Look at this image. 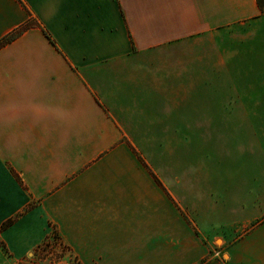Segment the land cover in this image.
I'll list each match as a JSON object with an SVG mask.
<instances>
[{
  "label": "crops",
  "instance_id": "crops-1",
  "mask_svg": "<svg viewBox=\"0 0 264 264\" xmlns=\"http://www.w3.org/2000/svg\"><path fill=\"white\" fill-rule=\"evenodd\" d=\"M24 27L0 49V264L51 225L80 264H264V106L231 104L264 81L256 0H0V40Z\"/></svg>",
  "mask_w": 264,
  "mask_h": 264
},
{
  "label": "rangeland",
  "instance_id": "rangeland-1",
  "mask_svg": "<svg viewBox=\"0 0 264 264\" xmlns=\"http://www.w3.org/2000/svg\"><path fill=\"white\" fill-rule=\"evenodd\" d=\"M30 24H33V19L30 20ZM251 68L250 66L248 67ZM259 75L264 78V65L259 68ZM248 81L242 83H234L233 86H240L242 90L248 92L246 99L239 97H233L231 104H248L249 106L261 105L264 106V81L257 82L252 78H255L252 72L248 73ZM234 88V87H233ZM244 102V103H243ZM250 142L245 140H238L232 143V153H241V149H248ZM31 208L30 205L24 209L28 211ZM50 233L46 239L35 249V251L26 258L19 261V264H80L79 258L72 251V247L64 237L61 235L56 225H51ZM206 243V242H205ZM217 251L218 246H221V242L218 241L212 245ZM0 248L6 250V247L0 242ZM216 255H219L218 251ZM207 260V259H206Z\"/></svg>",
  "mask_w": 264,
  "mask_h": 264
},
{
  "label": "trees",
  "instance_id": "trees-1",
  "mask_svg": "<svg viewBox=\"0 0 264 264\" xmlns=\"http://www.w3.org/2000/svg\"><path fill=\"white\" fill-rule=\"evenodd\" d=\"M257 5L261 11V15H264V0H256ZM32 20V19H31ZM35 24V23H33ZM33 24H28V26H31ZM26 29V27L21 28L17 31H14L13 33H11L10 35L2 38L0 40V49H2L3 47H5L6 45H8L9 43L13 42L14 40H16L21 34L22 32ZM50 38V37H49Z\"/></svg>",
  "mask_w": 264,
  "mask_h": 264
}]
</instances>
